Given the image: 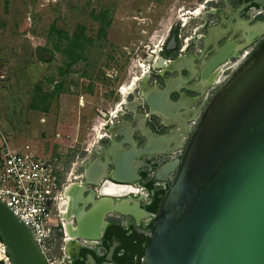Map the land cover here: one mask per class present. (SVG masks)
I'll return each mask as SVG.
<instances>
[{
	"label": "water",
	"instance_id": "water-1",
	"mask_svg": "<svg viewBox=\"0 0 264 264\" xmlns=\"http://www.w3.org/2000/svg\"><path fill=\"white\" fill-rule=\"evenodd\" d=\"M256 2L264 5V0ZM219 26L205 38L199 55L173 61L161 55L152 69L172 76L160 87L145 74L141 95L122 104L123 121L109 127L111 144L86 164L84 185H92V193L84 198L87 189L80 185L70 193L76 216L70 247L78 239L98 242L110 215L131 216L143 225L150 215L141 206L142 190L132 183L141 179V168L149 167L169 186L151 220L141 264H264V37L204 106H194L222 79L218 73L231 57L264 35V22L248 36L233 27L221 44L217 40L226 31ZM143 103L146 112L139 111ZM153 116L173 128L154 131L148 124ZM180 150L183 155L158 166L145 159ZM106 185L124 189L106 193ZM0 238L12 264H50L31 227L1 199ZM87 263L95 264L93 255Z\"/></svg>",
	"mask_w": 264,
	"mask_h": 264
},
{
	"label": "rangeland",
	"instance_id": "rangeland-1",
	"mask_svg": "<svg viewBox=\"0 0 264 264\" xmlns=\"http://www.w3.org/2000/svg\"><path fill=\"white\" fill-rule=\"evenodd\" d=\"M206 1L0 0L2 151L8 142L17 149L30 145L39 157L60 156L67 167L81 161L89 146L106 141L102 123H108L124 98H130L128 88L135 76L142 75V64L154 76L158 69L151 65L157 54L166 57L177 52L179 33H190L193 24L200 22L188 11ZM101 12H107L111 22L102 34L103 23L94 17ZM82 26L92 43L87 44L84 57L61 74L70 60L55 47L59 42L55 28L73 35ZM65 42H60L63 48ZM233 72L217 81L211 93ZM60 82V92L40 104L48 111L34 109L42 94L54 91ZM138 94L137 89L134 95ZM53 256L61 257V250L56 249Z\"/></svg>",
	"mask_w": 264,
	"mask_h": 264
},
{
	"label": "flooded vegetation",
	"instance_id": "flooded-vegetation-1",
	"mask_svg": "<svg viewBox=\"0 0 264 264\" xmlns=\"http://www.w3.org/2000/svg\"><path fill=\"white\" fill-rule=\"evenodd\" d=\"M192 10L193 11H188V13L192 15L191 18L196 17L200 22L193 24L190 33H179V36H182L180 37L181 43H177L174 47L175 49H177V52L175 54H172V52L171 54L166 56L172 61L178 60L184 56L190 57L191 55H199L200 50L205 43V38H207L211 30L214 31V28H216L218 25H220L218 28H222L223 31H226V34L217 40V43L221 44L233 32V27H236L238 32L243 34V36H248L252 33V31L256 30L259 27L261 21L264 22V5L257 4L256 0H207L205 4L194 6ZM189 18L190 17H186L184 18V20ZM263 37L264 35L250 40L245 47H243L238 53L231 57V59L219 71L218 76H222L223 79L230 72H233L237 64H242V62H244L257 49ZM175 49L174 51H176ZM155 52L157 53L158 50H155ZM212 53L210 52L209 55H211ZM159 57H161L160 53L157 54V59L155 60L156 63L160 62ZM231 60L236 61L234 63H231ZM195 63H198V60H195ZM183 73L187 75L188 71L184 70ZM141 74V77H143L145 74H149L150 83H156L160 87H163L167 78L172 76L170 72L160 74L158 73V71L153 76L152 71H150L149 69L147 70L146 67L143 68V72ZM141 77H135L136 79H138L139 84H136L135 88L133 86V88H128L130 90L129 93L132 95L129 96L130 98H124L122 104L125 102V100H134V93L137 89L139 90L138 95H141ZM217 81L208 89L207 93L199 95V98L194 106L200 104H203L204 106L207 103V101L213 94L210 90L216 84H218ZM187 93L192 95L195 94L191 93L190 91H187ZM172 98L178 99L179 95L173 94ZM141 101L143 102L142 98ZM122 104L119 106L121 107V109H118V107L111 115L112 117H108V123L106 124V129L104 132L105 135L103 136V138H106V141L101 144L94 143L89 146L86 149L87 156L83 158L81 162H78L76 169H74V172L72 174V181L66 186L64 190L63 218L65 217V223L68 221H70L71 223H76V216L73 213L75 209L72 205L74 204L75 196H71L70 193H72L73 190L79 185L87 189L84 193V198H87L92 193L94 187L88 184L84 185L86 164L91 163L97 157V153H100L104 148L108 147L111 144L109 127L111 125H114L115 123H121V121H123V117L119 115L120 110L124 111V109H122ZM139 111L146 112L147 106L143 103L140 106ZM115 113L116 115L114 116ZM148 124L154 131H157L159 133L169 132L170 129L173 128L172 126L166 127L163 121L156 116L150 117ZM190 125L193 126L194 122L192 121ZM183 153L184 150L177 151L172 156L151 154L145 156V159L153 166H158L173 157L183 155ZM70 166L68 168H70ZM77 171H79L80 174L76 175L75 172ZM140 174L141 179L133 182L132 185L142 190L141 194H139L141 206L150 215L149 217L143 219V225H137L135 219L131 216H120L116 214L110 215L107 217V222L109 224L106 227L102 238L98 242L92 243L82 239H78V243L70 247L72 253L70 252L71 254L68 255L66 253V248L69 247L67 241L68 239L62 240L56 248L61 250V257H57L60 264H89L87 263L89 255H93V257L95 258V264H121L115 259V254L123 257L125 254H131L132 251H138V249L141 250L142 248H146L149 229L152 223L151 220L160 209L169 183L156 180L155 170H150L149 167L141 168ZM139 195H133L132 197L136 198L139 197ZM94 197L98 198L99 195L95 194ZM80 206L84 205L80 203ZM90 206L91 203H88L85 208L88 209ZM156 206H159V209L157 211L155 210ZM66 214L70 216V218ZM113 248L114 252L113 258L111 260L109 259V253ZM99 257H104V260L100 262L98 260Z\"/></svg>",
	"mask_w": 264,
	"mask_h": 264
},
{
	"label": "built area",
	"instance_id": "built-area-1",
	"mask_svg": "<svg viewBox=\"0 0 264 264\" xmlns=\"http://www.w3.org/2000/svg\"><path fill=\"white\" fill-rule=\"evenodd\" d=\"M79 160L68 168L60 156L39 157L30 145L13 150L6 147L0 160V199L31 227L50 264H60L53 253L68 237L63 218L64 190ZM0 264H12L1 238Z\"/></svg>",
	"mask_w": 264,
	"mask_h": 264
},
{
	"label": "trees",
	"instance_id": "trees-1",
	"mask_svg": "<svg viewBox=\"0 0 264 264\" xmlns=\"http://www.w3.org/2000/svg\"><path fill=\"white\" fill-rule=\"evenodd\" d=\"M95 19H100L101 22L103 23V26L101 28L100 33H104L105 31V26L110 25V20L107 19V12H101L98 15L94 14ZM55 30L57 31V33L59 34V42L55 44V47L57 50L62 51L64 54H66V56H68L69 58V62H66V69L62 68L60 70L61 74H65L67 72L68 68H71L73 66L74 63L78 62L79 60H81L84 57V54L86 52V46L88 43H92V40L90 38H88L85 35V26H82L79 32L74 33L73 35H70L66 32H62V31H58L56 28ZM66 40L65 42V48L62 47V45L60 44L61 41ZM40 60L43 61H51L52 58L44 59L43 57H40ZM51 82H54L53 79L50 80ZM62 82L60 83H56L54 85V91L52 92H46L43 93L42 96L40 97L41 99L39 100V103H35V105H33L34 109H38V110H45L48 111V107H41L40 104H43L44 102L47 101L48 97L53 98L54 96H56V94L58 92H60V90L62 89ZM38 89L40 90V88L38 87ZM160 203H161V199H160ZM159 209V206H156L155 210L157 211ZM148 241V239H147ZM146 248H142L141 250L138 249V251H132L131 254L129 255H124L123 257L118 256L117 254H115V259L121 263V264H141V259L144 256ZM117 253V252H116ZM98 260L101 262L104 260V257H99Z\"/></svg>",
	"mask_w": 264,
	"mask_h": 264
},
{
	"label": "bare ground",
	"instance_id": "bare-ground-1",
	"mask_svg": "<svg viewBox=\"0 0 264 264\" xmlns=\"http://www.w3.org/2000/svg\"><path fill=\"white\" fill-rule=\"evenodd\" d=\"M155 54H157L156 52H154ZM159 59H162L161 57H159ZM160 63H161V61L158 63H155L157 66H159L160 65ZM146 66L145 65H143V68H145ZM142 72H143V69H142ZM138 77H141L140 75H137ZM138 83V79H136L135 78V80L133 81V83L131 84V86H130V88L133 86L134 88H135V86H136V84ZM132 87V88H133ZM125 102H126V100H125ZM118 109H121V107H119ZM116 115V113L114 114V116ZM106 116V115H105ZM122 189H124V187H121V188H117V187H108L107 185L104 187V192H106V193H116V192H121L122 191ZM67 215V214H66ZM65 218V217H64ZM69 220V219H68ZM69 225V226H68ZM65 228L67 229V233H68V237H67V241H68V246L69 247H67L66 248V253L69 255V254H71L72 252H71V250H70V239H72L73 238V236L70 234V229H71V222L70 221H68V222H66L65 223ZM71 252V253H70Z\"/></svg>",
	"mask_w": 264,
	"mask_h": 264
},
{
	"label": "crops",
	"instance_id": "crops-1",
	"mask_svg": "<svg viewBox=\"0 0 264 264\" xmlns=\"http://www.w3.org/2000/svg\"><path fill=\"white\" fill-rule=\"evenodd\" d=\"M7 142V141H6ZM6 147H8L9 149H11V150H13V149H17V147H15V148H10V146L8 145V142H7V146ZM6 147L4 148V152H5V149H6ZM2 148V147H1ZM0 148V160L2 159V157H3V151H2V149Z\"/></svg>",
	"mask_w": 264,
	"mask_h": 264
}]
</instances>
